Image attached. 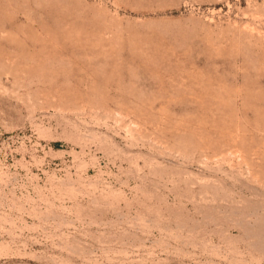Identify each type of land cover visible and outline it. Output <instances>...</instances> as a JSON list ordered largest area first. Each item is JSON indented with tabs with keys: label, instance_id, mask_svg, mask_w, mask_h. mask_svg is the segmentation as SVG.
Masks as SVG:
<instances>
[{
	"label": "rangeland",
	"instance_id": "1",
	"mask_svg": "<svg viewBox=\"0 0 264 264\" xmlns=\"http://www.w3.org/2000/svg\"><path fill=\"white\" fill-rule=\"evenodd\" d=\"M0 264H264V0H0Z\"/></svg>",
	"mask_w": 264,
	"mask_h": 264
}]
</instances>
